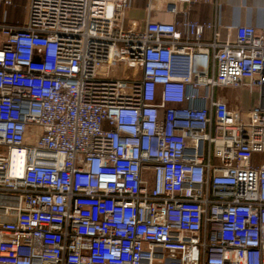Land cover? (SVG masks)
<instances>
[{"label": "built area", "instance_id": "2783aa9c", "mask_svg": "<svg viewBox=\"0 0 264 264\" xmlns=\"http://www.w3.org/2000/svg\"><path fill=\"white\" fill-rule=\"evenodd\" d=\"M135 1L0 0V264H264V28Z\"/></svg>", "mask_w": 264, "mask_h": 264}, {"label": "crops", "instance_id": "0c3cea01", "mask_svg": "<svg viewBox=\"0 0 264 264\" xmlns=\"http://www.w3.org/2000/svg\"><path fill=\"white\" fill-rule=\"evenodd\" d=\"M15 1L12 0V3ZM145 6L146 0H136L126 12L125 25L139 28L145 24L149 17L152 20L171 21L173 19L171 15L163 11L148 13ZM155 6H161V3L156 2ZM189 16L192 19L211 21L223 26L247 25L264 28V0H210L209 2L197 0L190 6ZM222 32L224 33V30ZM204 37V40L208 41L209 33L205 34ZM242 91V88H219L216 93L225 99L232 109H237L245 114L257 104L259 93L257 92L253 96V91L251 92L252 96L247 98ZM251 164L253 166L264 164V153H253Z\"/></svg>", "mask_w": 264, "mask_h": 264}, {"label": "rangeland", "instance_id": "374dc122", "mask_svg": "<svg viewBox=\"0 0 264 264\" xmlns=\"http://www.w3.org/2000/svg\"><path fill=\"white\" fill-rule=\"evenodd\" d=\"M155 3V2H154ZM6 24L8 25H18L21 24L27 16V0H16L6 9ZM1 16V15H0ZM226 89V88H224ZM223 90V89H222ZM242 92L247 96V98L252 96V93L245 87L242 88ZM254 95L258 92L257 88H254Z\"/></svg>", "mask_w": 264, "mask_h": 264}, {"label": "bare ground", "instance_id": "6f19581e", "mask_svg": "<svg viewBox=\"0 0 264 264\" xmlns=\"http://www.w3.org/2000/svg\"><path fill=\"white\" fill-rule=\"evenodd\" d=\"M13 166H15V167H13L14 168V170H15V172L16 173H20L21 172V167H20V161L18 160V156L17 155H15L14 157H13Z\"/></svg>", "mask_w": 264, "mask_h": 264}]
</instances>
